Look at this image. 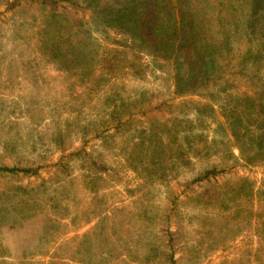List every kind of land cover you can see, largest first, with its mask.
<instances>
[{"label": "rangeland", "instance_id": "374dc122", "mask_svg": "<svg viewBox=\"0 0 264 264\" xmlns=\"http://www.w3.org/2000/svg\"><path fill=\"white\" fill-rule=\"evenodd\" d=\"M253 1L195 3L206 39L225 42L224 73L181 95L173 61L134 51L81 0L54 13L0 0V166L39 170L0 173V264H264ZM215 170L226 173L195 183Z\"/></svg>", "mask_w": 264, "mask_h": 264}, {"label": "trees", "instance_id": "16d2710c", "mask_svg": "<svg viewBox=\"0 0 264 264\" xmlns=\"http://www.w3.org/2000/svg\"><path fill=\"white\" fill-rule=\"evenodd\" d=\"M26 1L49 9L52 13L57 11L63 3L77 6L80 2V0ZM105 1L81 0V3L87 9H91L93 20L98 25L128 36L134 51L155 56L156 59L165 58L173 61L176 68L175 83L178 94L201 93L214 81L222 78L224 68L221 65L225 57L220 56L219 49H225V42L219 43L221 47H218L206 39L208 32L214 28H210V25L201 19V9L195 5L200 0H195L194 4L191 0H127L121 9L110 13L101 8ZM262 1L264 0H259L260 3L257 0L253 1L251 13L261 11ZM222 22L217 32L225 31L224 21ZM254 28L253 22L250 19L247 20L246 31L254 30ZM226 45L229 49L228 41ZM105 63L109 64L108 61ZM249 106L254 104L251 102ZM253 109L263 113L264 102ZM253 109L249 116H253ZM113 115L118 119L119 114L116 110ZM262 125L264 126V120ZM254 146V160L257 163L264 161V139L261 138ZM0 173L36 176L39 170L0 166ZM225 173L226 171L216 170L208 172L195 183L211 182ZM171 259L173 264H176L173 256Z\"/></svg>", "mask_w": 264, "mask_h": 264}]
</instances>
